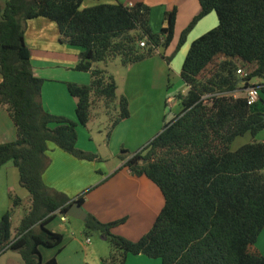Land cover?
<instances>
[{"label":"trees","instance_id":"16d2710c","mask_svg":"<svg viewBox=\"0 0 264 264\" xmlns=\"http://www.w3.org/2000/svg\"><path fill=\"white\" fill-rule=\"evenodd\" d=\"M198 1L199 14L167 56L176 7L155 34L151 8L140 2L84 9L83 0H0V108L17 133L15 142L0 144V169L14 162L32 202L15 235L12 212L3 216L0 255L13 251L23 264H58L56 258L44 262L40 252L64 241L48 225L75 202L83 206L91 190L72 200L46 186L50 145L78 160L101 162L78 148V125L87 127L101 102L112 119L109 135L131 115L116 78L98 64L120 60L129 67L158 52L170 64L199 22L216 13L218 26L192 43L183 63L188 91L175 97L181 111L141 150L122 148L117 155L123 170L136 179L146 177L162 192L164 208L153 227L135 242L113 233L126 219L105 224L88 214L84 223L110 244L101 264H126L129 256L139 255L161 264H264L256 248L264 231V142L255 140L264 131V0ZM38 18L57 24L62 43L82 49L75 69L90 73L91 83L67 84L77 102L78 124L43 107L44 80L33 72L25 41L27 22ZM241 69L244 75L238 74ZM251 88L260 92L257 101L250 98ZM247 134L254 141L233 151L234 142ZM14 200L21 203L17 196Z\"/></svg>","mask_w":264,"mask_h":264},{"label":"crops","instance_id":"0c3cea01","mask_svg":"<svg viewBox=\"0 0 264 264\" xmlns=\"http://www.w3.org/2000/svg\"><path fill=\"white\" fill-rule=\"evenodd\" d=\"M138 2L151 8L150 27L155 34L162 31L166 13L172 8H177L175 37L166 51L167 56L174 53L182 32L201 10L198 0H83L82 8L99 3H122L131 6ZM217 26L216 13H211L201 20L170 64L158 52L148 60L125 67L123 94L130 103L131 115L116 127L107 144L108 151L112 152L114 157L122 148L130 152L139 151L155 138L167 120L166 109L173 112L177 106L173 116L181 111V105L175 97L188 91L181 78L182 66L188 51L196 39ZM60 38L57 24L49 19L38 18L27 22L25 41L30 49L33 72L36 77L44 80L42 86L44 109L50 114L65 117L78 124L77 102L70 95L67 84L89 85L92 77L90 73L75 69L82 49L62 43ZM107 68L108 65H105L104 69ZM112 75L117 78L116 75ZM170 101L173 103L170 104ZM88 128L89 126L78 125V148L99 156L98 146L94 143ZM251 139L254 141L252 137ZM16 140L14 125L7 112L0 108V144ZM255 140L264 142V131L260 132ZM48 156L50 165L43 176L46 186L72 200H76L86 190H91L82 207L87 214L105 224L126 219L124 224L113 229V233L118 236L135 242L140 240L151 230L164 208V196L160 189L146 177L140 179L132 177L127 170L122 169L123 163L120 161L113 170H110L102 161L78 160L54 145H50ZM12 194L23 200L30 196L20 185L18 168L13 161H9L0 169V221L9 210V198ZM57 215L62 216L57 219ZM57 215L48 228L62 234L64 241L57 248H40L44 262L56 258L58 264H101L102 259L107 258L105 255L107 240L104 237L99 245L88 243L87 240L82 241L71 235L72 231L75 233L81 230L80 220L73 218L77 222H72L68 221L67 218L71 217L67 215L60 212ZM256 248L264 255V231L258 239ZM0 264H23V260L19 253L7 251L0 255ZM126 264L161 262L139 255L129 256Z\"/></svg>","mask_w":264,"mask_h":264},{"label":"rangeland","instance_id":"374dc122","mask_svg":"<svg viewBox=\"0 0 264 264\" xmlns=\"http://www.w3.org/2000/svg\"><path fill=\"white\" fill-rule=\"evenodd\" d=\"M98 65L101 68H104V66L106 64L99 63ZM107 65H108L107 71L110 74L112 73V74L117 76L116 80H117L118 86L120 87L119 88V95L123 94L124 86H125L124 75H126V68L122 66L120 60L111 61ZM172 80H174V78ZM172 103H173V101H170V104H172ZM106 109H107V107L101 102L100 105H98L97 107H95L93 109L94 111L92 110L93 118H92L90 124L88 125L89 126L88 129L90 130V134H91L92 138L94 139V143L96 144V146H98V149L100 152L99 157L103 160L102 162H103L104 166H106V167L108 166L110 168V170H113L114 166L117 165V162L120 160L119 158H117V155H119L120 152L115 154L116 157H114L112 152L108 151V149H107V144H108L113 132L109 135V132L111 129V120L112 119H111V116L108 114ZM175 110H177V106L175 107ZM175 110L172 112V110L166 109L168 121H170L171 119L174 118L173 115L175 113ZM117 112H119V109L113 115H117ZM251 137L249 134L247 136L238 138L235 141V143L232 145V150L235 151V150L239 149L242 145H244V143H246V144L250 143L247 141H252ZM14 196H17V195H13V198H9V210H7V212L10 211L13 214L12 215V224H13L12 234L13 235H15L17 228H19V226L21 225L23 218L26 215H28L32 209V202H31L30 196L26 200H23L21 197L17 196L21 199V203L17 206L15 205ZM57 216L58 217H56V218L60 219V217L62 215H57ZM67 219H68V221L77 222V221H74L75 219H73V218H67ZM55 224H57V223H55ZM80 224L82 226L81 230L79 232H75V233H74V231H72L71 235L72 234L75 235L77 238H79L82 241L83 240L84 241H86V240L90 241V242H92L93 245L94 244L99 245L101 240H102V236L98 232H89L87 230V227H86L84 222L79 221V225ZM105 245L107 246V248L105 250V255H107V257H108L111 253V248H110V244L108 243V241L105 243ZM100 246H102V245H100Z\"/></svg>","mask_w":264,"mask_h":264},{"label":"water","instance_id":"95a60500","mask_svg":"<svg viewBox=\"0 0 264 264\" xmlns=\"http://www.w3.org/2000/svg\"><path fill=\"white\" fill-rule=\"evenodd\" d=\"M68 217L78 219L85 222L88 219V214L85 212L84 208L75 202L66 214Z\"/></svg>","mask_w":264,"mask_h":264},{"label":"built area","instance_id":"2783aa9c","mask_svg":"<svg viewBox=\"0 0 264 264\" xmlns=\"http://www.w3.org/2000/svg\"><path fill=\"white\" fill-rule=\"evenodd\" d=\"M140 45H141L142 47H144V46H145V43L142 42ZM238 74H239V75H244V72L242 71V69H241V70H238ZM249 92H250V98H251V100H252V101H257V100H258V97H259V95H260L259 90L256 89V88H251V89H249ZM63 220H64V219H63ZM88 243H90V241H88Z\"/></svg>","mask_w":264,"mask_h":264}]
</instances>
